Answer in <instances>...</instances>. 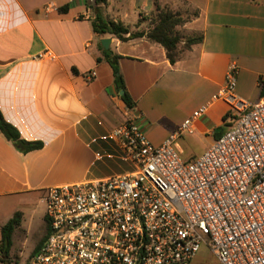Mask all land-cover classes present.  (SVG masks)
<instances>
[{"label": "crops", "instance_id": "crops-1", "mask_svg": "<svg viewBox=\"0 0 264 264\" xmlns=\"http://www.w3.org/2000/svg\"><path fill=\"white\" fill-rule=\"evenodd\" d=\"M47 3L56 9L46 12ZM130 3L136 18L120 21L131 29L139 20L137 29H143L158 5L185 19L176 27L180 46L192 35L201 34V42L183 48L171 63L165 49L145 37L121 41L97 36L91 22L102 15V6L93 0H0V112L24 140L43 144L21 153L0 133V199L18 197L13 212L21 213V226L34 205L30 199L38 193L43 202L45 188L133 170L109 135L126 117L160 145L209 102L193 121V134H186L206 139V150L217 133L225 132L221 126L229 119L223 120L228 105L212 96L232 63L237 66L235 94L248 102L262 96L264 0ZM103 38L109 44L102 48L118 55L131 107L115 86L112 58L106 59L99 47ZM47 49L55 59L37 57ZM92 71L96 75L90 77ZM186 135L179 139L181 154Z\"/></svg>", "mask_w": 264, "mask_h": 264}, {"label": "built area", "instance_id": "built-area-1", "mask_svg": "<svg viewBox=\"0 0 264 264\" xmlns=\"http://www.w3.org/2000/svg\"><path fill=\"white\" fill-rule=\"evenodd\" d=\"M236 72L232 63L212 96L232 122L195 158L182 157L179 139L209 102L160 145L134 118L112 127L133 170L45 188L49 233L25 264H190L203 245L220 264H264V95L240 99Z\"/></svg>", "mask_w": 264, "mask_h": 264}, {"label": "trees", "instance_id": "trees-1", "mask_svg": "<svg viewBox=\"0 0 264 264\" xmlns=\"http://www.w3.org/2000/svg\"><path fill=\"white\" fill-rule=\"evenodd\" d=\"M97 6H102L106 3V0H93ZM150 26L146 29H137L138 25L131 29L129 26L124 25L122 21L115 19L104 18L102 15L97 16L91 22L93 32L97 36L112 35L115 38L126 41L129 39L145 37L151 42L160 44L166 52V56L171 63H174L179 57L181 50L188 48L191 44L199 43L202 40V35H192L184 39L182 45L181 36L176 30L177 26L184 23L185 19L182 18L177 12L172 11L168 7H160L156 5L151 13ZM104 57L106 59L112 58L110 62L113 75L114 83L117 89L123 90L124 93L121 95L122 100L128 107L132 106V101L128 96L122 76L119 72L117 65L118 55L104 50L102 45L99 44ZM261 94L264 95V80H260ZM228 113L223 117L226 120ZM230 125V124H229ZM0 133L13 145L14 148L19 150L21 153L38 149L42 147L41 142H30L24 140L19 131L11 123L6 121L0 112ZM222 133V132H221ZM216 134V138L221 135ZM21 222V213L15 212L13 216L0 228V259L7 257L11 246V235L15 228L19 227ZM47 224V223H46ZM49 233V227L47 224V231L43 238L36 244L32 251V254L38 250L40 245L46 240Z\"/></svg>", "mask_w": 264, "mask_h": 264}, {"label": "rangeland", "instance_id": "rangeland-1", "mask_svg": "<svg viewBox=\"0 0 264 264\" xmlns=\"http://www.w3.org/2000/svg\"><path fill=\"white\" fill-rule=\"evenodd\" d=\"M131 0H106L102 5V16L108 19L130 21L132 16L136 18V10L132 8ZM130 14V18L126 16ZM142 20H139L135 26H140ZM150 20L143 24V29L150 26ZM232 119L227 120L226 125L221 128L226 131ZM206 139L198 138L194 135H186L182 143L184 152L182 157L188 159L191 156H198L205 150ZM30 200H33L34 205L30 207L25 214V224L15 228L11 235V246L7 257L0 259V264H25L32 254L36 244L43 238L47 231V222L43 215L45 213V204L40 201L42 195L36 193ZM18 197H5L0 199V226L7 222L12 217L15 203ZM1 237V233H0ZM192 264H220L218 259L212 254L208 247L203 245L193 259Z\"/></svg>", "mask_w": 264, "mask_h": 264}, {"label": "water", "instance_id": "water-1", "mask_svg": "<svg viewBox=\"0 0 264 264\" xmlns=\"http://www.w3.org/2000/svg\"><path fill=\"white\" fill-rule=\"evenodd\" d=\"M100 43L102 45V47L107 48L108 44H109V39L108 38H103L100 40ZM121 93L123 94V91H121Z\"/></svg>", "mask_w": 264, "mask_h": 264}]
</instances>
